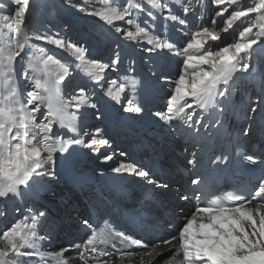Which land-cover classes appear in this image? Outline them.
<instances>
[{
    "label": "snow or ice",
    "instance_id": "obj_1",
    "mask_svg": "<svg viewBox=\"0 0 264 264\" xmlns=\"http://www.w3.org/2000/svg\"><path fill=\"white\" fill-rule=\"evenodd\" d=\"M68 3L98 18L127 41L145 40L151 45L144 49L149 54L166 51L172 57L181 58L178 79L167 94L166 110L156 112L155 116L165 124L172 125L176 121L197 133L200 127L208 125L202 114L194 119L197 113L188 109L195 105L203 111L218 110L222 115L224 109L218 98L229 95L228 85L237 73L249 72L248 58L254 46L264 44V0H210L217 6L211 27L201 25L197 31L185 32L188 38L183 44L151 32L142 26L147 21L137 22L133 14L147 11V16L154 19L155 13H167L163 16L165 20L186 26L187 20L183 17L195 11L191 0H175L174 5L164 0H144L143 4L140 0H97L90 11L72 0ZM31 4L32 0H0V202L22 200L37 181H43V191L51 193V185L57 177V157L68 153L73 145H83L94 153L99 151V146L109 145L107 139L99 138V129L95 135H88L77 123V113L82 107L97 108L86 89L80 88L77 95L65 100L61 86L69 66L32 41H45L65 50L80 62L79 67L84 68L96 84L104 80L103 73L115 70L122 63L119 52L109 63L89 61L85 47L30 31L27 17L33 11ZM177 6L183 17L174 13ZM216 17L221 20L220 31L232 30L237 38L213 50L208 42L221 39L215 31ZM121 21L129 27L117 26ZM129 72L134 73L135 69L130 67ZM21 78L27 82L23 90ZM138 83L135 76H126L122 82L113 79L102 87L104 95L116 104H121L122 96L127 99L124 112L141 114L143 106L126 96L127 90L136 89ZM258 111L264 113V96L249 104L246 119L252 120ZM212 126L222 127L223 122L217 120ZM60 130L65 131L62 134ZM251 132L249 124L240 134L248 137ZM238 155L251 165L264 162V155L256 156L247 150ZM112 158L105 155L103 160L107 162ZM228 161L229 157L221 153L209 160V167H219ZM189 163H198L195 153ZM112 171L155 183L150 172L136 164L120 163ZM203 183L202 176L190 180L195 186L191 198L199 203L175 234L151 247L125 231L93 228L86 218L82 223L89 234L77 245L80 250L75 257H66L65 249L41 251L40 242L45 237L40 228L47 219V211L29 207L27 215L0 230V264H29L28 258L34 257L55 264H125L126 261L135 264L137 256L138 264H264V174L251 182L252 186L246 191H205L200 187ZM159 186L166 188L167 184ZM189 198L188 194L180 196L182 200ZM115 241H123L125 247L117 249ZM109 246L113 252L107 250ZM127 246H136L143 252L135 253L127 250ZM166 252L170 254L166 256Z\"/></svg>",
    "mask_w": 264,
    "mask_h": 264
},
{
    "label": "bare ground",
    "instance_id": "obj_2",
    "mask_svg": "<svg viewBox=\"0 0 264 264\" xmlns=\"http://www.w3.org/2000/svg\"><path fill=\"white\" fill-rule=\"evenodd\" d=\"M140 2L143 4L144 0H140ZM164 2L170 5L175 4V0H164ZM66 4L71 6L69 3ZM203 4L204 3L201 0H191V7L195 9V11L190 12L187 17H183V13L180 12L178 6L173 9L175 14L181 15L187 20L186 26L179 25L170 20H165L163 16L167 13H155V18L153 19L147 16V11L142 13L135 12V14H133V18L137 22L147 21V24L142 26L148 27L151 32L161 35L162 38H170L173 41L183 44L188 38L184 35L185 32L191 33L199 30V25H197L193 19L197 16L203 17L205 14H207V12H209L210 9H204ZM67 5H65V9L67 10L65 14H72L77 9L76 8L73 12H69V7ZM214 7L217 9V6L214 5ZM81 15V12L77 15V25H81L80 20H78V17ZM65 22L71 25L69 18H67ZM99 23L104 24L102 21H99ZM156 25H158L160 32L158 31V27ZM106 26L109 28L108 25ZM151 26H153V30L151 29ZM177 26L181 29L180 32H177ZM99 33L100 32L98 30L95 34ZM116 36L118 38H115L114 36L112 37H114V41L120 46V49H118L117 52L120 54L122 63L115 69L116 72L110 69L103 73L104 80L101 81L100 84H96L93 79L88 76L84 68L79 66L73 67L71 61L66 62L67 60L59 59L61 62L69 66V72L66 74L65 81L61 86L65 100L68 101L72 96L78 94L75 91H71L70 89L72 87L73 78L76 74H80L86 79L87 83L85 89L91 98V101L97 104L96 109L88 107L81 108L80 112L77 113L78 125L88 135H95L97 129H99V138L107 139L109 141V145L99 146V151L95 153L92 150L85 148L83 145H73L69 149L68 153L71 154V164L74 169L63 170L58 166L56 167L57 177L51 185L52 190H54L53 192H46L45 195L41 196L43 190H39V188L44 186V182L37 181L32 186V188L26 192L22 200L0 202V210L2 213H5L2 215V220H0V230L6 229L11 225V223H13L10 222V218H13L14 221H16L17 219L23 218L24 215H27L29 207H41V210L46 209L47 219L43 222L40 228L41 235L45 237V239L40 242L41 251H59L61 249H65L66 257H75L78 253L77 245H79L81 236L86 232L87 228L82 223L83 218L80 205L78 202H76V200H72L73 192L71 188L72 186L69 184V178L71 177L70 174L73 173V170L81 169V171H77L82 173H92L98 176L107 174L119 178L121 181H125L126 183L132 184L136 187H153L154 183L149 184L147 180L139 178L135 175L127 173L118 174L112 171V168L118 166L120 163L130 164L125 157L123 146H125L128 141L138 139L141 135L144 136L142 138L148 147L152 146L149 145L148 141L152 139L157 140V138H160L164 142H168L169 145H175L178 144L179 141H182L181 137L177 135L174 122L172 125L165 124L155 116L156 112L166 110L167 95H162L163 100L161 101L162 98L158 97L159 93L163 91V88L170 89L171 91L175 86V82H173L172 77L166 74L164 71H166L167 67H169V69H173L174 65L176 64V60H180L181 58L172 57L166 51L159 53L153 52L149 54L148 52L144 51V49L146 47H151V45H148L145 40L142 39L140 41H127L119 34H116ZM177 37L180 39L177 40ZM82 38L84 39H81L83 42L87 41L86 37L84 38L83 36ZM120 40L122 42H120ZM107 43H112V40H100L93 45L86 47L87 57L91 58L87 60H98L103 63H109L111 59L104 58L103 53H94L95 49L104 47L106 45L107 46L105 49H110L111 47H109ZM208 44L213 45V41H209ZM82 46L85 47L84 43H82ZM130 46H132L133 49L129 57ZM131 56L133 57L132 59ZM248 62L250 64L252 63L258 70H255L253 66L252 71L256 72L257 76L260 78H263L264 74L261 75L259 71V68H261V63L264 64V59H262V45L261 47L253 49L251 56L248 58ZM130 67L135 69L134 73L129 72ZM19 70L20 69L18 68V71ZM126 76H135L139 81L136 89L133 90L129 88L127 90L126 96L128 99H132L134 102L143 106L144 111L141 114H129L123 111V107L127 106V99H125L124 96L121 97V104H116L113 100L104 95V87H102V85H109L113 79H117L118 82H122ZM157 77H160V79L158 80ZM260 78L258 82H255L256 85H253L249 88H254L255 86L260 88L261 85L264 86V80L261 81ZM20 83L22 90L26 89L27 82L21 78ZM263 95L264 89L262 88V93L256 92V99ZM249 104L250 102H248V105ZM152 108L153 110L150 111ZM129 117H132L134 120L133 123H138L141 126L144 125V128L135 127L131 135L127 137L126 132L130 128H133V125L131 122H129ZM83 120L85 121L83 122ZM60 131L63 134L65 130ZM125 133L126 135H124ZM121 136L123 137L122 139ZM84 138L87 139L88 137L85 136ZM135 146L136 145L133 144L132 148H135ZM100 151H106L108 155L113 157L112 160L104 162V156L99 155ZM131 151L132 154L135 155L133 149H131ZM82 156L84 157V162H82ZM99 164L102 165L98 166ZM66 172H69L70 174ZM60 187L61 193L59 191ZM135 194L138 193L136 192ZM40 198L43 199V202L45 200L47 204H43ZM21 207L25 209L26 213L18 216L17 213ZM9 212L11 216H7V218H5L4 216ZM76 213H78V215ZM14 217H16V219ZM7 221H9L10 224H7ZM169 254L170 253L168 252L165 253L166 256ZM112 258L115 260V255ZM28 259L30 264H37V261H39V258L37 257ZM138 262L139 256L136 257L135 264H138ZM39 264H55V262H49L47 259H45L43 261H39ZM125 264H127V261Z\"/></svg>",
    "mask_w": 264,
    "mask_h": 264
},
{
    "label": "rangeland",
    "instance_id": "obj_3",
    "mask_svg": "<svg viewBox=\"0 0 264 264\" xmlns=\"http://www.w3.org/2000/svg\"><path fill=\"white\" fill-rule=\"evenodd\" d=\"M201 1L204 3L203 4L204 9H210L209 12H207V14L204 15V17H206V15H209V13L213 11L208 16L207 22L203 25V26H210L211 27L210 21H211V18L214 17L215 10H217V9L214 7V5H212L210 3V0H201ZM133 2H134V0H133ZM66 3H68V0H32L31 7H32L33 11L27 17V23L29 25L30 31H33L37 34L56 36L57 38H62V39H65L66 41H71V42L76 43L80 46H82V43H84L85 48L93 45L94 43H96L100 40H106V41H107V39L112 40V43H107L109 45V47H111L110 49H105L107 46L106 45L104 47H99V48L94 50V53L98 54L101 52V53H103L104 58L112 59L114 57V54L117 53L118 49H120V46L117 44V42L114 41V37L118 38L116 36L117 33H115L114 29H110L106 25L99 23L98 18L91 16V15H87L85 12H81L82 15L78 17V20H80L81 25H77L76 19H77V15L80 12H78V10L72 6H68ZM72 3H76L77 5L79 4V6L86 7V9L90 11L93 7L96 6L97 0H79V1L78 0L77 1L72 0ZM65 5H67L69 7V9H68L69 12H73L75 9L76 10L72 14H65V12L67 11L65 9ZM67 18H69L71 25H69L67 22H65L67 20ZM216 20H217V24L215 26V31L219 33L221 39L214 41L213 45L210 44V46L212 47L213 50L220 47V46H223V45H226L229 43H233L234 40L237 38V34L235 32H233L232 30H229L228 33L221 32L220 31V28L222 27L221 20L219 17H216ZM237 23H239V22H237ZM117 26L122 27V28H128L129 27L124 22H118ZM156 26L158 27V25H156ZM152 27L153 26H151V29H152ZM98 30L100 33L95 34L96 31H98ZM176 30H177V32L181 31V29L178 28V26L176 27ZM158 31L160 32L159 27H158ZM253 31H255V29H253ZM101 32H102V34H101ZM111 34L114 37H112ZM83 36H84V38L86 37V40H87L86 42H83L81 40V39H83L82 38ZM179 39L180 38L177 37V40H179ZM120 42H122V41L120 40ZM32 43L36 44L37 46L44 47L47 54L53 55L54 58H56V59L67 60L66 62L71 61L73 67H78L80 64V62L75 61L74 57H72L69 53H67L63 49L57 48L55 45L48 44L45 41H32ZM82 47H84V46H82ZM132 49H133V47L130 46L129 47V57H130V53L132 52ZM254 52H256V51H254ZM132 58L133 57L131 56V59ZM86 59H91V58L86 57ZM127 59H129V58H127ZM181 67L182 66L179 64V60H176V64L174 65L173 69H169V67H167L166 71H164V72L166 74H168L169 76H171L173 82H175L178 79V72L180 71ZM17 68H19V65H17ZM112 71L116 72V70H112ZM258 79H256L255 82L256 81L258 82ZM86 83L87 82H86L85 78H83L80 74H76L75 77L73 78L72 87L70 90L78 93L80 88L86 87ZM173 85H174V83H173ZM169 92H170V89H164L163 88V91L161 93H159L158 97H161L162 98L161 101H162L163 100L162 95H167ZM255 100H256V98H255ZM251 102H253V101H251ZM152 110H153V108L150 109V111H152ZM85 120H83V122ZM99 155L105 156V155H108V153L106 151H100ZM82 162H84L83 156H82ZM100 165H102V164H99L98 166H100ZM109 165L112 166L111 164H109ZM44 186H41L39 188V190H43ZM53 191L54 190H52V192ZM59 191L61 193V187H60ZM45 194H46V192L43 191L41 196H43ZM40 200L42 201L43 199L40 198ZM42 203L47 204L45 200H44V202L42 201ZM0 212H1V210H0ZM25 213L20 212V210H19L17 215L20 216V215H23ZM7 216L8 217L11 216L10 212L7 215H5L4 217L7 218ZM14 218L16 219V217H14ZM0 220H2V215H0ZM10 222H14V219L10 218ZM10 222L7 221L6 223L10 224ZM81 244H82V242L79 241V245H81Z\"/></svg>",
    "mask_w": 264,
    "mask_h": 264
}]
</instances>
